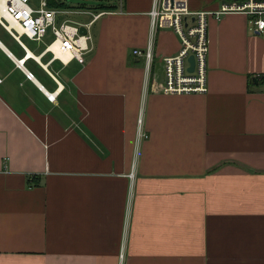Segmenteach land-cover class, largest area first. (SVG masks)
<instances>
[{
    "label": "crops",
    "instance_id": "obj_1",
    "mask_svg": "<svg viewBox=\"0 0 264 264\" xmlns=\"http://www.w3.org/2000/svg\"><path fill=\"white\" fill-rule=\"evenodd\" d=\"M46 3L105 13L82 61L0 24V264H264V30L208 16V91L167 94L152 0Z\"/></svg>",
    "mask_w": 264,
    "mask_h": 264
},
{
    "label": "built area",
    "instance_id": "obj_2",
    "mask_svg": "<svg viewBox=\"0 0 264 264\" xmlns=\"http://www.w3.org/2000/svg\"><path fill=\"white\" fill-rule=\"evenodd\" d=\"M228 12H239L247 17L248 28L254 32L264 30V0H224L218 9L191 10L187 0H152L150 17V41L144 48H134L135 56H141L150 66L153 53L154 35L160 30L170 29L178 37L179 49L169 56H164V81L162 90L167 94L205 93L207 87V54H208V16L217 19ZM57 11L47 6L46 0H39L38 6L30 5V0H0V24L19 43L26 37L41 41L50 29L53 40L45 47V51L57 56L51 48L53 44L61 53L69 55L68 60L82 61L89 51L90 24L105 11L93 15L87 24H79L63 20L57 22ZM86 28V33H80V26ZM189 56L193 57V67ZM64 61V62H66ZM31 76V74H29ZM148 134L141 129V116L138 118L137 139H145Z\"/></svg>",
    "mask_w": 264,
    "mask_h": 264
},
{
    "label": "rangeland",
    "instance_id": "obj_3",
    "mask_svg": "<svg viewBox=\"0 0 264 264\" xmlns=\"http://www.w3.org/2000/svg\"><path fill=\"white\" fill-rule=\"evenodd\" d=\"M38 1L39 0H30V5L31 6H38ZM101 1H104V0H101ZM68 6H71V5H76L80 2H85L87 3L88 5H90V0H66ZM70 8V7H68ZM66 10V9H65ZM57 10V13H56V19H57V22H60V21H63V20H68L69 22H76V23H79V24H83V23H87L88 21H90L92 18H93V14L90 13V9H88L87 11H74L73 9H70V10ZM62 11V12H61ZM95 22V21H94ZM93 22V23H94ZM97 24L95 25H92L91 24V30L94 28H96ZM22 40L27 43L28 45H30L33 50L35 52H39L45 45H47L49 42H51L53 40V35L51 33V30L49 29L45 35V37L41 40V41H34V40H31V39H28L26 37H23ZM61 57H65L63 58L64 60H66V56L64 55H61ZM46 58H44V60H46Z\"/></svg>",
    "mask_w": 264,
    "mask_h": 264
},
{
    "label": "bare ground",
    "instance_id": "obj_4",
    "mask_svg": "<svg viewBox=\"0 0 264 264\" xmlns=\"http://www.w3.org/2000/svg\"><path fill=\"white\" fill-rule=\"evenodd\" d=\"M51 48L54 49V50L56 51L57 56H59L60 58H62L61 55H64V56H66V58L68 59L69 55L66 54V53H61V52L57 49V45H56V44H53V45L51 46ZM63 58H65V57H63ZM63 58H62V59H63ZM67 59H66V60H67ZM63 60H64V59H63ZM66 60H64V61H66Z\"/></svg>",
    "mask_w": 264,
    "mask_h": 264
},
{
    "label": "water",
    "instance_id": "obj_5",
    "mask_svg": "<svg viewBox=\"0 0 264 264\" xmlns=\"http://www.w3.org/2000/svg\"><path fill=\"white\" fill-rule=\"evenodd\" d=\"M80 33H82V34L86 33V28L83 25L80 26ZM189 61L191 62V66L189 67L191 70L193 67V57L192 56H189ZM21 63H22V61H21Z\"/></svg>",
    "mask_w": 264,
    "mask_h": 264
},
{
    "label": "trees",
    "instance_id": "obj_6",
    "mask_svg": "<svg viewBox=\"0 0 264 264\" xmlns=\"http://www.w3.org/2000/svg\"><path fill=\"white\" fill-rule=\"evenodd\" d=\"M57 6H58V7H59V6H63V3H60V4H58ZM107 8H108V9H111V8H114V6H112V7H107Z\"/></svg>",
    "mask_w": 264,
    "mask_h": 264
}]
</instances>
